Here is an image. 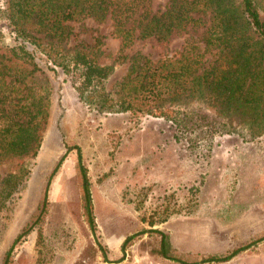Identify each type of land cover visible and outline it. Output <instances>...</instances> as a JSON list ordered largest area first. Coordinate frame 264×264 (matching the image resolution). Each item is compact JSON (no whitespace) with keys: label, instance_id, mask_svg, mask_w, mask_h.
I'll return each mask as SVG.
<instances>
[{"label":"rangeland","instance_id":"obj_1","mask_svg":"<svg viewBox=\"0 0 264 264\" xmlns=\"http://www.w3.org/2000/svg\"><path fill=\"white\" fill-rule=\"evenodd\" d=\"M166 1L149 0L150 11L161 12ZM253 2L264 25V0ZM65 25L68 48L91 45L97 63L112 66L104 82L108 93L119 91L131 57L171 60L163 74L179 69L174 62L183 47L189 59L202 53L201 27L165 43L135 39L117 59L119 39L108 21ZM9 30L0 20L1 46L10 45ZM213 58V51L203 52L200 63ZM35 62L30 83L47 93L48 106L35 156L0 162V179L20 165L25 170L17 187L0 196V262L20 234L7 264H264V125L253 133L258 130L217 120L225 123L221 133L186 134L141 111L99 114L78 100L72 73ZM159 81L162 97L180 89ZM189 106L215 117L207 105ZM74 148L88 181L94 233L82 215ZM45 189L44 211L35 221ZM234 251L225 262L204 261Z\"/></svg>","mask_w":264,"mask_h":264},{"label":"trees","instance_id":"obj_2","mask_svg":"<svg viewBox=\"0 0 264 264\" xmlns=\"http://www.w3.org/2000/svg\"><path fill=\"white\" fill-rule=\"evenodd\" d=\"M0 20L10 27V45H0V162L31 159L39 147V132L45 123L47 93L34 91L30 79L37 60L72 73L73 89L80 102L99 114L138 112L174 124L177 132L221 133L224 122L253 127L264 125V25L253 0H167L161 12H151L149 0H4ZM208 15L207 24L202 20ZM89 18L109 22L111 35L122 49L135 39L154 38L165 43L172 36L201 27L202 53L189 59L187 47L178 53L175 71H167L171 60L152 64L141 56L131 57L119 89L108 93L104 82L112 66L97 63L94 47L68 48L67 22ZM1 44V43H0ZM194 49H197L194 47ZM193 49V50H194ZM214 58L200 63L203 52ZM160 79L179 85L178 92L162 97ZM211 107L215 117L199 107ZM146 105V108L141 109ZM251 129V128H250ZM76 149V148H74ZM82 215L91 233L94 222L85 169L76 149ZM25 175L23 166L0 179V196L8 195ZM46 189L38 200L37 221L44 211ZM161 235V233H160ZM21 235H17L15 241ZM13 242V244L15 243ZM12 244V245H13ZM12 245L0 264H7ZM166 240L160 236V255L166 258ZM209 257L206 262H225L235 255Z\"/></svg>","mask_w":264,"mask_h":264}]
</instances>
